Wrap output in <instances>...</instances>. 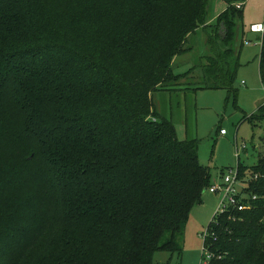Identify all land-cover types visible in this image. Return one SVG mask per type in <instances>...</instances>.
Masks as SVG:
<instances>
[{
	"label": "trees",
	"instance_id": "16d2710c",
	"mask_svg": "<svg viewBox=\"0 0 264 264\" xmlns=\"http://www.w3.org/2000/svg\"><path fill=\"white\" fill-rule=\"evenodd\" d=\"M226 1L210 16L214 0H0V264L181 254L212 174L188 113L180 138L154 96L237 94L244 0ZM201 32L204 52L176 73ZM244 119L264 122V103ZM239 167L256 198L214 214L200 264H264V137L256 163Z\"/></svg>",
	"mask_w": 264,
	"mask_h": 264
},
{
	"label": "rangeland",
	"instance_id": "374dc122",
	"mask_svg": "<svg viewBox=\"0 0 264 264\" xmlns=\"http://www.w3.org/2000/svg\"><path fill=\"white\" fill-rule=\"evenodd\" d=\"M243 2L244 4L239 3L243 4V8L238 37L245 42L240 55L241 66L234 83L238 89L237 94H228L224 88H199L197 91L178 92L171 97L169 94L160 93L154 96L159 110L164 108L165 111L174 114L180 138L187 137L185 114L188 113L189 124L192 126L189 128L188 137L199 139V160L203 165L210 167L214 183L227 169L238 166L236 144L247 145V151H241L240 154V161L245 166L255 164L262 151L264 122L253 124L250 120L244 119V116L251 115L264 103V85L261 82L258 63L262 33L250 29L254 23H264V0ZM227 6L226 0H214L210 16L218 15ZM205 38L204 32L199 33L194 40L195 52L176 58L174 62L176 73H184L196 63L197 57L205 50L203 47ZM257 123L258 125H255ZM220 128L225 129L227 133L221 134ZM249 177L247 174L246 178ZM209 193L206 200L196 205L191 212L184 235L180 239L183 247L181 254L176 251H157L154 255V264H200L208 260V257L206 259L202 257L205 232L220 199L219 195Z\"/></svg>",
	"mask_w": 264,
	"mask_h": 264
},
{
	"label": "built area",
	"instance_id": "2783aa9c",
	"mask_svg": "<svg viewBox=\"0 0 264 264\" xmlns=\"http://www.w3.org/2000/svg\"><path fill=\"white\" fill-rule=\"evenodd\" d=\"M240 6V4L238 5ZM251 30L254 32L264 34V23H254L251 25ZM249 42V41H247ZM221 134H226V130H220ZM246 143L240 145L236 144V156L238 158V166L236 168H229L223 173L221 178L213 182L209 187L208 191L212 194L219 195L218 207L215 211V216L221 215L223 212H233L235 210H244L252 206L251 202L256 198L255 195L250 196L247 187L249 180L252 178L250 175L249 179L247 176H242L239 163L241 151H247ZM254 177V176H253Z\"/></svg>",
	"mask_w": 264,
	"mask_h": 264
},
{
	"label": "crops",
	"instance_id": "0c3cea01",
	"mask_svg": "<svg viewBox=\"0 0 264 264\" xmlns=\"http://www.w3.org/2000/svg\"><path fill=\"white\" fill-rule=\"evenodd\" d=\"M251 29V28H250ZM258 33V32H257ZM262 36V35H261ZM247 41H249V40H247ZM261 42V41H260ZM207 193H209V192H206V194L203 196V202L206 200V198H207V196H208V194ZM209 194H211V193H209ZM202 202V203H203Z\"/></svg>",
	"mask_w": 264,
	"mask_h": 264
}]
</instances>
